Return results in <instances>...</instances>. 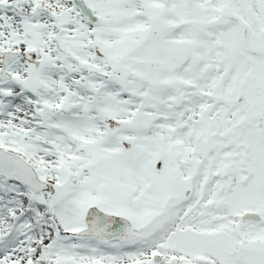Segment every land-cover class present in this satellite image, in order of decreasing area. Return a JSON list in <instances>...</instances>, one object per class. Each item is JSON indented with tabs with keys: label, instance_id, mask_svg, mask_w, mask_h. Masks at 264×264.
Returning a JSON list of instances; mask_svg holds the SVG:
<instances>
[{
	"label": "snow or ice",
	"instance_id": "snow-or-ice-1",
	"mask_svg": "<svg viewBox=\"0 0 264 264\" xmlns=\"http://www.w3.org/2000/svg\"><path fill=\"white\" fill-rule=\"evenodd\" d=\"M0 264H264V0H0Z\"/></svg>",
	"mask_w": 264,
	"mask_h": 264
}]
</instances>
